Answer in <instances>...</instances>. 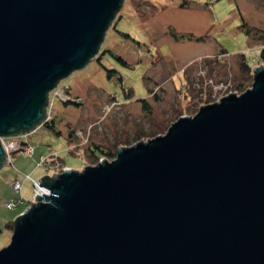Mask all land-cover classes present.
I'll return each instance as SVG.
<instances>
[{
  "label": "water",
  "instance_id": "water-1",
  "mask_svg": "<svg viewBox=\"0 0 264 264\" xmlns=\"http://www.w3.org/2000/svg\"><path fill=\"white\" fill-rule=\"evenodd\" d=\"M122 2L0 0V137L42 124ZM40 178L50 193L15 217L0 264H264V67L164 134Z\"/></svg>",
  "mask_w": 264,
  "mask_h": 264
},
{
  "label": "rangeland",
  "instance_id": "rangeland-1",
  "mask_svg": "<svg viewBox=\"0 0 264 264\" xmlns=\"http://www.w3.org/2000/svg\"><path fill=\"white\" fill-rule=\"evenodd\" d=\"M243 21L264 34V0H123L96 57L50 91L46 115L53 129L39 124L17 136L33 146V155L13 153L0 168V248L10 240L9 223L33 198L25 174L80 171L100 159L86 156L90 142L116 152L118 146L164 134L171 122L193 115L200 105L249 88L253 68L264 67V61H258L260 43L241 27ZM242 53L250 74L240 70ZM68 98L73 102L66 103ZM40 154L57 157V169L36 167ZM15 179L22 181L19 192L11 187ZM19 198L16 207H6Z\"/></svg>",
  "mask_w": 264,
  "mask_h": 264
},
{
  "label": "built area",
  "instance_id": "built-area-1",
  "mask_svg": "<svg viewBox=\"0 0 264 264\" xmlns=\"http://www.w3.org/2000/svg\"><path fill=\"white\" fill-rule=\"evenodd\" d=\"M63 98H64V96H63ZM65 99H66V97H65ZM47 119H49V117L46 115L45 120H47ZM28 133L29 132H25V133H20V134L14 135V136L0 137V142H1L2 148L5 152V157H6L7 163L11 162V155L13 153L20 152V153L25 154L26 156H32L33 155L34 149L30 143L23 142L22 140L16 139L17 136H19V135L26 136ZM58 165L59 164L57 163V157L51 158V157H48L46 155L40 154L39 157L36 159V167H39V168H41L42 166H45V169H48V170L50 168L57 169ZM24 178L29 179V181L31 182V185H32L33 198L31 199V201H29V204L31 202L36 201L35 200V194L42 195V193H44V194L50 193V189L48 187L39 184V182L41 181L40 177L36 178V177H32L30 174H25ZM11 187L15 191L19 192L21 187H22V181L15 179L11 183ZM20 202H22L21 198H19L18 200L9 201L6 203V207H8V208L16 207L18 205V203H20Z\"/></svg>",
  "mask_w": 264,
  "mask_h": 264
},
{
  "label": "trees",
  "instance_id": "trees-1",
  "mask_svg": "<svg viewBox=\"0 0 264 264\" xmlns=\"http://www.w3.org/2000/svg\"><path fill=\"white\" fill-rule=\"evenodd\" d=\"M239 11V9H238ZM240 16L243 19L242 13L239 12ZM241 27L245 30V32L254 38V40H256L258 43H260V49H259V53L257 55L258 57V61H264V34H262L261 32H259L256 28L252 29V27H248V25L245 23V21L242 22ZM171 34L173 35L174 38H177L178 35L176 34L174 29H171ZM127 36V34H125ZM200 39V38H197ZM105 51V50H104ZM110 53V51H108ZM111 54V53H110ZM240 70L243 73H249L252 69L251 65L249 64V61L247 60L246 56L242 53L240 54ZM115 56V58L121 60L123 63H125V61L119 56V55H113ZM100 57H97V60H99ZM107 71H109V69H107ZM108 75H110V73H107ZM64 91L66 93H68L69 89L67 87H64ZM116 100V99H115ZM139 101L144 102V98L140 99ZM66 103L68 102H73L71 99H67L65 100ZM42 125H45L49 128L53 129L54 126V122L52 118H49L47 120H44L42 122ZM55 133L57 134H61L60 130H54ZM74 135V131L73 129L70 128V130H68L67 133V137L69 139V141H72V137ZM155 135V134H153ZM71 150V149H70ZM86 152V156H88L89 158H95L96 160H98L99 158H106L108 160H111L112 158H114L115 156V151H112L108 148H105L99 144L96 143H88L87 149L85 150ZM92 161V160H91ZM21 212V210L19 211ZM10 228H12V223H9Z\"/></svg>",
  "mask_w": 264,
  "mask_h": 264
}]
</instances>
